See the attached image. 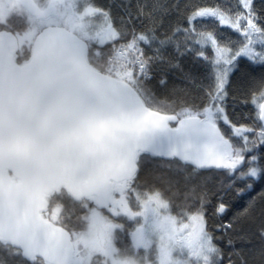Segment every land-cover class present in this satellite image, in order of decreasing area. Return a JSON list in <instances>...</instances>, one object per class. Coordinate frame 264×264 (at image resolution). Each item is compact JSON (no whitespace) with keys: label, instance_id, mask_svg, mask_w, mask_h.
<instances>
[{"label":"snow or ice","instance_id":"obj_1","mask_svg":"<svg viewBox=\"0 0 264 264\" xmlns=\"http://www.w3.org/2000/svg\"><path fill=\"white\" fill-rule=\"evenodd\" d=\"M257 182L264 0H0V264H264Z\"/></svg>","mask_w":264,"mask_h":264},{"label":"trees","instance_id":"obj_2","mask_svg":"<svg viewBox=\"0 0 264 264\" xmlns=\"http://www.w3.org/2000/svg\"><path fill=\"white\" fill-rule=\"evenodd\" d=\"M101 2L110 4L113 3L114 0H101ZM146 169L152 175L166 174L167 172V166L160 161L146 165ZM261 194H264V184L260 182H257L251 190H246L243 194H236L235 189L229 191L225 195V199L229 203V218L231 219L243 212L248 200L252 197L258 198Z\"/></svg>","mask_w":264,"mask_h":264}]
</instances>
